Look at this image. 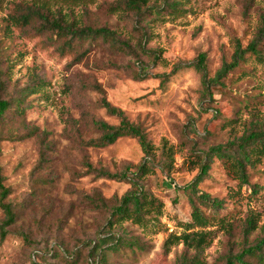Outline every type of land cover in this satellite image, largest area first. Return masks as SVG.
Segmentation results:
<instances>
[{"label":"rangeland","instance_id":"1","mask_svg":"<svg viewBox=\"0 0 264 264\" xmlns=\"http://www.w3.org/2000/svg\"><path fill=\"white\" fill-rule=\"evenodd\" d=\"M14 1L21 0H0L1 92L13 102L0 122V166L11 188L6 201L17 217L0 246V264H67L64 249L67 254L77 249L78 264H90L95 244L110 264H175L185 247L174 244L167 251L168 224L175 227L173 234L184 231L193 195L185 186L196 181L202 160L212 147L264 129L263 63L254 58L241 63L223 84L212 86L213 98L193 63L205 52L214 77L232 60L237 39L246 46L257 37L264 0H181L184 10L159 19L147 11H110L117 0H34L80 26H106L129 44L115 47L99 38L92 45L76 41L73 51L62 50V39L38 29L42 18L31 25L12 24ZM259 43L264 49V36ZM40 80L44 85L37 86ZM103 97L124 110L157 147L153 169L140 184L164 207L160 222L148 227L130 221L109 225L111 207L132 184L94 169L121 173L130 167L131 176L144 153L130 136L104 147L87 144L101 135L95 120L119 123L103 106ZM16 99H22V111L15 109ZM164 141L176 151L171 171L161 150ZM209 163L197 189L223 199L220 213L230 212L235 227L209 228L213 242L204 256L206 264H226L230 253L264 236V158L248 166L250 183L262 184L253 197L250 183L240 187L223 158L212 155ZM96 193L108 207L85 198ZM251 213L259 217L258 228L246 236ZM4 219L0 204V224ZM117 235L134 242L119 245Z\"/></svg>","mask_w":264,"mask_h":264},{"label":"trees","instance_id":"2","mask_svg":"<svg viewBox=\"0 0 264 264\" xmlns=\"http://www.w3.org/2000/svg\"><path fill=\"white\" fill-rule=\"evenodd\" d=\"M150 1L152 0H117L110 4L109 10L112 12H134L138 15L144 14V12L147 11L151 12L155 19L163 18L162 16L168 13L173 14L180 12V10H184L181 6V0H154L155 2L149 5ZM160 1H162V3H160ZM13 6H15V10L9 12V21L12 24L16 26L31 25L36 17L42 18L44 24L38 29L44 32H52L57 38L62 39V50L69 48L73 51V45L76 41L83 43L84 41L91 40L92 45L99 38L108 42L111 41L115 47H117V44L129 46L128 43L118 39L115 31L106 26H80L74 21H69L61 13V16L53 15V10L47 3H39L34 0H21L20 2L14 1ZM22 10H24V12H20ZM50 14L53 15L52 19H50ZM263 36L264 18L262 26L257 32V37L252 42L243 46L239 39L236 40V48L232 55V60L230 62H224L214 77H209L207 54L201 52L198 55L193 65L196 70L202 74L205 91L211 98H213L212 86L214 84H223V78L241 63L248 62L250 58H254L259 63L264 64V49L259 46V42ZM41 85H44L43 80L37 82V86ZM2 88L3 82L0 78V122L4 120L7 111L13 105L11 100L3 98L1 92ZM98 88L100 90V87ZM15 103V109L22 111V106L24 104L22 99H16ZM102 104L110 114L119 119V123L111 124L104 120H95L94 125L100 131L101 135L97 139H91L87 144L96 147H104L115 143L122 137L130 136L138 140L144 153L143 162L137 166L136 170L131 173V176L128 175L131 170L130 167L126 168V170L121 173H112L104 168L94 169L90 167L94 169L99 176L120 180L128 178L132 184L131 189L111 207V220L109 225L113 227L116 224L130 221L133 224L148 227L152 222H160L159 218L163 214V201L149 191L144 190L140 184V179L144 178L153 169V162L156 158L155 150L157 147L152 140L149 139L147 132L140 125L129 120L124 110L114 106L106 97H103ZM161 150L166 160H168L166 166L168 170L171 171L176 151L173 146L167 144V141H164ZM212 155H218L220 158L224 159V164L228 172L238 180L240 187L249 184L250 173L248 172V166L255 167L258 163L262 162L264 158V129L255 128L240 138L231 141L229 145L212 147L202 160L201 173L198 175L196 181L185 186V188H190L193 194L191 196L192 210L190 219L182 223L184 231L181 234L177 235L171 233L165 241V248L167 251H169L174 244L179 245L182 243L185 247L182 254L177 257L175 264H206L204 251L213 242V237L211 236L209 228L215 225H219L225 229H233L235 227V218L230 212L223 215L220 213L225 207L224 200L197 189V181L201 180L203 174H206L210 168L209 161ZM262 178H264V173L262 174ZM250 186V196L253 197L260 194L262 187L260 182L250 183ZM10 192L11 188L6 185L3 169L0 166V204L5 212V219L0 224V246L9 233L8 227L16 221L17 217V212L13 208V205L6 201ZM85 198L98 208L108 207L101 193L87 195ZM258 220V215L254 213L248 215L244 224L246 236L258 228ZM106 239L107 238L104 237L102 241L106 242ZM115 240V243H119V245L134 242L133 239H122L120 235H117ZM191 249L193 253H190ZM61 252L67 264H78L79 252L77 249L68 254L65 249ZM89 256L88 262L90 264H110L105 253L99 250V245L97 244L92 247ZM226 264H264V236L252 245L244 246L241 251L235 254L230 253L226 256Z\"/></svg>","mask_w":264,"mask_h":264},{"label":"built area","instance_id":"3","mask_svg":"<svg viewBox=\"0 0 264 264\" xmlns=\"http://www.w3.org/2000/svg\"><path fill=\"white\" fill-rule=\"evenodd\" d=\"M168 225H169L168 230H169L171 233H175V227H173L170 223H169Z\"/></svg>","mask_w":264,"mask_h":264}]
</instances>
